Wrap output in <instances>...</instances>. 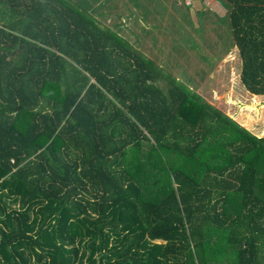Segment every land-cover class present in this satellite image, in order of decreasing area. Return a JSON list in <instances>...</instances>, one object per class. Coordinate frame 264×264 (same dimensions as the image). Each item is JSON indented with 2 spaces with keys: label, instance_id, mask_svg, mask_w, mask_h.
Segmentation results:
<instances>
[{
  "label": "trees",
  "instance_id": "16d2710c",
  "mask_svg": "<svg viewBox=\"0 0 264 264\" xmlns=\"http://www.w3.org/2000/svg\"><path fill=\"white\" fill-rule=\"evenodd\" d=\"M160 1L0 0V264H264V136L145 54ZM218 1L263 95L264 0Z\"/></svg>",
  "mask_w": 264,
  "mask_h": 264
},
{
  "label": "rangeland",
  "instance_id": "374dc122",
  "mask_svg": "<svg viewBox=\"0 0 264 264\" xmlns=\"http://www.w3.org/2000/svg\"><path fill=\"white\" fill-rule=\"evenodd\" d=\"M193 1H190L193 7L184 5L185 0H165L147 7L146 11L149 12L153 26H150L149 22L147 25L157 38L155 45L154 42H148L151 49L144 51L145 54L153 60L157 56L156 61H160L161 64L165 59L171 58L167 71L178 76L185 75L188 80L184 81L207 102L218 107L256 136H264V94H251L243 87L239 79L240 61L231 37L227 31L223 32L222 25L215 29L211 27L214 24L210 25L208 21L210 16L214 18L223 16L225 8L218 0H201V5ZM201 7L203 11L201 14L198 12L194 14L191 11V9L198 11ZM120 8H115L111 12H120ZM167 12L170 14L169 17ZM201 15L207 17L202 23V29L197 28ZM123 20L124 26H128L127 29L132 31L127 19ZM111 21L110 17L105 23L110 24ZM172 23L176 24L174 26L176 31L173 34ZM177 30L179 33L183 31L182 35ZM197 43L202 44V50L196 51ZM219 44L220 47L217 46ZM170 48L173 49L171 52Z\"/></svg>",
  "mask_w": 264,
  "mask_h": 264
},
{
  "label": "crops",
  "instance_id": "0c3cea01",
  "mask_svg": "<svg viewBox=\"0 0 264 264\" xmlns=\"http://www.w3.org/2000/svg\"><path fill=\"white\" fill-rule=\"evenodd\" d=\"M161 1L164 2L165 0H161ZM190 1H191V0H190ZM190 1H189V2H186V0H185V4H190ZM197 1H198V2H197ZM200 1H201V0H194L193 2H194V3H199V4L201 5ZM183 2H184V1H183ZM192 7H193V5H192ZM201 9H202V7H201Z\"/></svg>",
  "mask_w": 264,
  "mask_h": 264
},
{
  "label": "built area",
  "instance_id": "2783aa9c",
  "mask_svg": "<svg viewBox=\"0 0 264 264\" xmlns=\"http://www.w3.org/2000/svg\"><path fill=\"white\" fill-rule=\"evenodd\" d=\"M186 2H189L188 0Z\"/></svg>",
  "mask_w": 264,
  "mask_h": 264
}]
</instances>
